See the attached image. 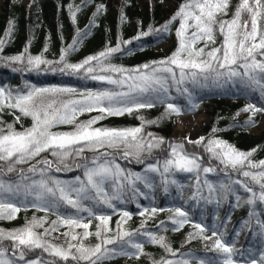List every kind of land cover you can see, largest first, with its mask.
<instances>
[{
    "label": "snow or ice",
    "instance_id": "snow-or-ice-1",
    "mask_svg": "<svg viewBox=\"0 0 264 264\" xmlns=\"http://www.w3.org/2000/svg\"><path fill=\"white\" fill-rule=\"evenodd\" d=\"M15 2L13 0V4ZM88 3L89 0H84L83 6L87 7ZM230 7V0H184L160 28L150 25L148 31H140L133 38L139 41L153 33H167L178 22L176 50L161 60L134 68L112 63L115 54L124 51L122 45L132 44V40L119 38L115 46L109 43L77 63L68 59L91 29L98 27L95 21L106 10L103 4L96 5L89 25L83 31L77 29V36L71 44L61 48L58 59L46 58L47 45L40 54L32 55L29 51L31 41L19 54L0 55V63L11 67L13 72L39 74L51 71L99 84V87L82 90L67 85L38 87L27 81L23 87L15 89L7 84L0 85V111L4 108L18 110L32 121L30 127L22 126V130L14 127L19 116L12 124L0 126V162H3L0 164V219H15L21 207L25 210L31 207L46 214L33 216L20 228L0 229V264H104L117 257L138 260L141 255L149 256L151 264H190L187 257H192L191 252L174 249L165 236L145 227L148 219L165 210L171 214L172 231H180L185 224H191L194 229L187 234L184 243L200 239L206 248L219 254L216 259H200L198 264H264V219L261 218L264 210H257L264 205V159H253L257 148L240 151L216 138V128L212 129L209 138L201 136L196 140L166 139L144 131L146 125H159L163 120L197 109L193 95L197 88L230 86L247 99H251V93H258V100L240 109V112L250 113L240 127L254 126L256 117L264 116V29L260 25L264 21V0H240L232 18L221 19L228 15ZM77 11H80L79 5H69L73 23ZM243 13L248 14V20L242 21ZM124 19L121 12L122 23ZM14 29L15 22L10 19L5 39H0V53ZM217 32L223 37L220 46L209 47L216 44ZM201 42L204 46L197 47ZM127 51L130 53L132 49ZM173 90L187 103L180 104L178 97L172 94ZM157 105L164 106L160 116L155 120L137 116L140 126H94L107 116L131 115ZM94 111L100 115L77 121L78 115ZM0 125L5 122L0 121ZM63 125L72 128L53 131ZM85 152L92 156H86ZM44 153L52 159L42 156ZM118 156L144 165L143 171L125 170L117 162ZM77 159L78 163L75 162ZM70 160L73 163H69ZM206 160L217 161L222 166L220 171L224 180L214 184L207 178V174L217 172V168L211 164L204 166ZM18 165L28 167L17 168ZM74 169L81 170L82 175H74L71 179L56 175ZM13 172H18L17 180L3 178L5 173ZM177 173L195 177V191L189 199L197 205L203 200L219 208L229 202V212L219 228L215 223L205 224L203 214L199 221L190 218L182 206L165 209L150 205L138 213L145 217L139 229L134 232L123 229L122 225L133 215L124 210L117 221L115 235H107L112 231L109 226L111 214L119 210L118 205L134 202L137 209H141L139 197L154 200L158 188L167 195L175 187L177 195L173 199H182L184 185L176 179ZM202 173L205 175L203 181ZM233 173L245 179H233ZM205 188L207 196L204 195ZM236 207H248L249 211L247 218L240 221L241 229L235 235L238 237L241 230L247 229L254 237H259L258 249L237 250L234 240H225V232L220 229L226 228L231 221V211ZM49 213L56 219L49 227H44ZM93 219L98 221L95 232L90 231ZM60 227L67 229L60 234L63 243H54L49 237ZM158 227L167 231L169 225L161 221ZM38 228H43V232L36 231ZM77 229L82 231L77 232ZM208 231L210 236L206 234ZM92 236L98 242L86 244ZM144 237L147 239L142 240ZM145 243L163 250L159 259L144 252ZM37 250L52 259H41L36 255ZM177 255L181 258L176 259Z\"/></svg>",
    "mask_w": 264,
    "mask_h": 264
},
{
    "label": "trees",
    "instance_id": "trees-1",
    "mask_svg": "<svg viewBox=\"0 0 264 264\" xmlns=\"http://www.w3.org/2000/svg\"><path fill=\"white\" fill-rule=\"evenodd\" d=\"M184 0H89L88 6L84 7V0H16L13 4V0H0V39H5V31L8 28V21L11 19L15 22V29L11 36L6 40L2 56H13L23 51L24 47L31 41L29 51L32 55L40 54L45 45L48 47V51L44 53L48 59H58L59 53L62 47H67L71 44L73 39L77 36V29L83 31L89 25L93 18V13L96 11V5L103 4L106 6V10L103 11L97 18L96 24L98 27H94L78 45L77 50L72 52L69 56V61L77 63L83 60L86 56L95 54L104 49L105 46L111 43L115 46L117 38L127 41L132 40L130 45H122L124 51L115 54V59L112 63L122 65L127 68H134L136 65L150 62L153 60H161L170 56L177 47V37L175 35V29L177 24L172 26L170 31L163 34L153 33L150 36L142 37L137 41L133 39L140 31H148L149 26L153 28H160L176 11L178 6L183 3ZM240 0H232L230 5V11L227 16L220 17L221 19H231L232 12L235 10V6ZM31 5V7H29ZM69 5L74 7L79 5L80 11L76 12V22L73 23L70 13ZM121 12L124 14V22H121ZM262 26V21L260 22ZM223 37L217 33L216 44L214 47H219ZM165 41H169L172 45L169 49H163L161 44ZM201 42L197 47H203ZM127 49H132L128 53ZM25 81L30 84H35L38 87H46L51 85L58 86H72L78 90H82L84 87L96 88L99 87L98 82L84 81L76 76H69L61 73H53L51 71L47 73L36 72H13L11 67H4L0 63V85L7 84L9 88L15 89L17 87H23ZM191 88V85H189ZM174 96L178 97L180 104H186L187 101L184 97L178 96L173 90ZM194 100L198 104V108L192 111L204 112L209 119V124L204 127L203 137L206 139L212 135V129L216 128L218 131L215 133V137L227 141L240 151L248 152L253 148H257L254 153L253 159L256 161L264 159V130L260 134H252L249 127H240L247 120L250 113L240 112L247 103L255 102L259 98L258 93H251V99L245 98L244 94L237 93L235 89L230 86L221 88H197L194 93ZM233 99H237L233 101ZM164 111L163 105H157L151 109H141L139 112L133 114H125L123 116H107L100 120L95 127H136L140 126L141 121L137 119V116H143L146 120H155ZM240 112L239 115H236ZM186 112L180 114L184 115ZM100 115L98 112L84 113L77 116V121H85L91 119L94 116ZM178 115V116H180ZM19 116V122L14 124L17 130H22L31 126V118L22 116L18 110L4 108L0 111V121H4L6 124H12L16 117ZM178 116H173L171 119L163 120L159 125H146L145 133L151 132L158 136H163L166 139H170L173 134L174 125ZM241 116V119L239 117ZM257 123L262 121V117H256ZM71 125H63L53 129V131H69ZM258 146H260L258 148ZM191 148L190 146L188 147ZM156 153H154L155 155ZM160 155H163L160 153ZM206 156V154H204ZM3 162H0L2 164ZM73 163V161H69ZM120 165L125 170L143 171L144 165L136 163L134 160L123 159L120 161ZM209 165L206 163L205 165ZM28 165H18L17 168L27 167ZM216 174H207V178L214 184L220 180H224L225 176L223 172L217 170ZM61 179H71L74 175H77L74 171L68 176L63 173H57ZM236 174H232V178L235 179ZM3 178L7 180H17L19 178L18 172L5 173ZM201 181L205 178V175L201 174ZM176 179L184 185L183 198L176 197L175 187L170 189L169 194H165L162 189L158 188L154 194V200L144 199L139 197V203L141 209H137L134 202H129L124 205H118V211L111 214V220L109 226L112 229L107 235L114 236L117 231V221L121 218V212L127 210L132 212L131 219L127 220L126 224L122 227L128 231H135L140 228L142 220L145 217H141L138 213L143 207L155 206L163 207L165 209L174 206H182L184 210L189 212L190 218L199 221L201 214H203L204 223L211 226L215 223L219 228L221 221L224 220L226 214L229 212V202H224L219 208L215 204H206L203 200L197 205L189 198L193 191H195V177L188 173H177ZM148 191V190H144ZM204 195L207 196V188L204 189ZM258 211L264 210V205L260 206ZM111 212V210H107ZM248 207H236L231 211V221L226 224V228L220 229L225 232V240L235 241V248L237 250L245 251L252 247L254 250L259 248V237H254L247 229L240 231V235H235L237 230L241 229L240 221L247 218ZM46 214L41 211H36L34 208L21 207V210L16 214V218L12 220L0 219V229L12 230L20 228L25 225L26 220H31L33 216L43 217ZM86 215V214H84ZM148 214L146 213V216ZM171 214L165 210L163 212H157L154 217L147 220L145 227L148 230L158 231L159 235H163L171 243L174 249L180 252H191L192 257L190 264H198V260H210L216 259L219 255L215 251H210L205 247V242L200 239H194L191 243H184L187 234L194 231L191 224H185L178 232L172 231L170 227L169 216ZM219 216V219L216 217ZM264 219V216L261 217ZM56 216L53 214H47V223L44 227H49L51 221L55 220ZM161 221H164L169 225L167 231L159 228ZM87 222V221H85ZM98 221H92L90 231L95 232V225ZM253 227H255V220L252 221ZM43 228H38L36 231L43 232ZM67 231L65 227H60L58 232H53L49 237L54 243H63V237L61 233ZM77 232L82 229H77ZM207 235H211L208 231ZM54 237H60V239H53ZM146 240L147 238H141ZM95 236L89 237L85 241L88 245H94L97 243ZM8 243V242H5ZM182 243L184 244L181 247ZM111 247V246H109ZM144 252L155 256L157 259L163 254V250L156 245L145 243ZM36 255H40L41 259H52L47 253H40L37 250ZM117 257L112 260L104 261V264H151V260L147 255H141L140 259ZM171 258V257H170ZM181 257L177 255L176 259ZM234 259L239 260L238 256H234Z\"/></svg>",
    "mask_w": 264,
    "mask_h": 264
},
{
    "label": "rangeland",
    "instance_id": "rangeland-1",
    "mask_svg": "<svg viewBox=\"0 0 264 264\" xmlns=\"http://www.w3.org/2000/svg\"><path fill=\"white\" fill-rule=\"evenodd\" d=\"M232 0H230L231 3ZM24 2H27V0H24ZM242 21L243 20H248V14L247 13H243L242 14ZM178 22L175 23L173 26H175ZM262 29H264V21H262ZM249 29H250V21H249ZM218 33V32H217ZM171 43L169 41H165L161 44V46L163 47V49H169L171 48ZM209 47H213V45H210ZM174 52V51H173ZM237 99H233V101H236ZM262 117V121L259 123H256L254 126L249 127L250 132L253 134H260L261 132H263L264 130V116ZM239 119H241V116L239 117ZM209 124V119L207 118L206 114L204 112H186V114L184 115H180L177 117L176 119V123L174 125V129H173V134L170 136V139L172 140H181L184 138L190 139V140H196L199 137L203 136L204 133V127L207 126ZM191 147V145H187V147ZM207 156V153H205ZM86 156L91 157L92 153L89 152H85ZM42 156H48V159H52V157L50 155H48L47 153L42 154ZM39 159V158H38ZM120 161H122L121 157H117V162L120 164ZM35 161H33L34 163ZM76 163L79 162V160L77 159L75 161ZM206 163L211 164L213 167H216L217 170H220V168L222 166H220L218 164L217 161H208L206 160ZM208 166V165H206ZM28 167V166H27ZM26 168V167H24ZM77 175H82V171L79 169H74L73 170ZM73 171H68V172H61L63 174H65V176L70 175L71 173H73ZM218 172V171H217ZM215 173H209V174H216ZM236 178H240V179H245L243 177H235ZM128 260V258H127ZM129 261V260H128Z\"/></svg>",
    "mask_w": 264,
    "mask_h": 264
}]
</instances>
